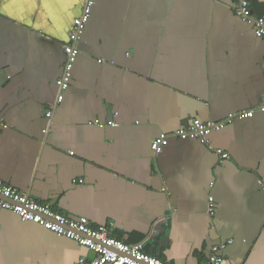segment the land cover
<instances>
[{
  "label": "crops",
  "instance_id": "crops-1",
  "mask_svg": "<svg viewBox=\"0 0 264 264\" xmlns=\"http://www.w3.org/2000/svg\"><path fill=\"white\" fill-rule=\"evenodd\" d=\"M88 1L0 0V179L167 264H204L230 240L222 264H264V115L238 116L264 103V39L236 0H92L61 91ZM193 119L226 126L152 150ZM94 257L0 208V264Z\"/></svg>",
  "mask_w": 264,
  "mask_h": 264
},
{
  "label": "built area",
  "instance_id": "built-area-1",
  "mask_svg": "<svg viewBox=\"0 0 264 264\" xmlns=\"http://www.w3.org/2000/svg\"><path fill=\"white\" fill-rule=\"evenodd\" d=\"M93 6L94 1L89 0L83 14L74 22L71 34L72 44L65 47L66 62L64 72L61 78L57 80V86L61 91H65L70 87L72 71L79 56V50L75 43L80 40L90 20ZM235 13L244 23L254 28L257 37L264 39V16L255 15L251 0H236ZM63 100L64 96L61 94L58 97V103ZM257 112L264 115V103L256 109L243 111L238 116L242 119H250ZM52 113L53 109L47 112V117L51 118ZM108 124L117 126L113 121L108 122ZM225 126L226 123L203 122L199 119H193L188 125L180 127L172 135L165 133L159 135L152 143V150L155 153H161L168 146L171 136L181 140H200L203 143H207L208 137L212 132L220 131ZM217 153L223 159L228 158V155L221 150H218ZM0 208L14 212L24 221L39 224L50 232L75 241L94 253L95 257L91 261L81 258L76 264H167L157 256L144 252L141 244L128 245L110 236L107 227L94 228L85 217L71 218L57 212L51 205L32 200L28 195L4 183L1 179ZM214 209L213 199H210V212L213 213ZM232 242L230 240L216 245L204 264H222L223 257L219 253L225 249L227 244Z\"/></svg>",
  "mask_w": 264,
  "mask_h": 264
}]
</instances>
